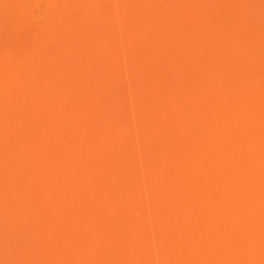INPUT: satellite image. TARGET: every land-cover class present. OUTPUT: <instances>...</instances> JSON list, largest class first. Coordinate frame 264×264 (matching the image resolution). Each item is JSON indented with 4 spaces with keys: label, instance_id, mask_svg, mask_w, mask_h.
<instances>
[{
    "label": "bare ground",
    "instance_id": "6f19581e",
    "mask_svg": "<svg viewBox=\"0 0 264 264\" xmlns=\"http://www.w3.org/2000/svg\"><path fill=\"white\" fill-rule=\"evenodd\" d=\"M0 264H264V0H0Z\"/></svg>",
    "mask_w": 264,
    "mask_h": 264
}]
</instances>
